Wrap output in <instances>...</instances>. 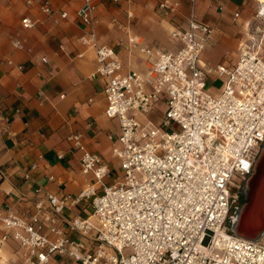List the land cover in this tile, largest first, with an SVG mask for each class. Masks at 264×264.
<instances>
[{
    "label": "built area",
    "instance_id": "1",
    "mask_svg": "<svg viewBox=\"0 0 264 264\" xmlns=\"http://www.w3.org/2000/svg\"><path fill=\"white\" fill-rule=\"evenodd\" d=\"M98 1L82 0L75 14L85 27L79 40L94 50V75L103 81L104 114L118 122L116 138H109L120 175L105 185L106 162L79 133L70 134L80 170L91 180L76 195L47 193L29 216L0 208V247L13 240L19 264H51L63 255L79 264H264V231L251 240L231 230L264 145V0H255L242 24L235 62L212 67L201 55L213 28L196 19L195 0H188L184 26L170 32L175 49L152 51L128 38V48L154 53L146 73L123 69L121 43L98 42ZM36 4L51 13L48 0ZM179 7L178 0L158 3L164 16ZM33 24L21 19L23 28ZM13 45L21 48L19 41ZM210 73L225 77L216 93L207 85ZM160 100L166 104L160 122L147 120ZM79 203L86 217H63Z\"/></svg>",
    "mask_w": 264,
    "mask_h": 264
},
{
    "label": "crops",
    "instance_id": "2",
    "mask_svg": "<svg viewBox=\"0 0 264 264\" xmlns=\"http://www.w3.org/2000/svg\"><path fill=\"white\" fill-rule=\"evenodd\" d=\"M33 1L29 5L27 0H0V208L21 216L32 214L33 202L47 193L76 195L91 180L80 170V154L68 140L72 133H79L86 148L108 165L105 185L115 181L118 176L111 174L119 170L112 155L115 142L109 138H116L118 122L104 114L103 81L94 75V50L79 40L85 27L75 11L82 0H48L50 14L38 9L39 0ZM160 1H98L96 38L99 43H121L116 53L125 71L146 73L155 58L154 53L148 56L128 48L129 37L152 51L175 49L170 32L184 26L188 0H178L180 7L170 16L159 10ZM254 8L255 0H195L196 19L213 28L202 63L215 66L225 55H232L228 65L235 62L242 24ZM63 11L66 18L60 17ZM23 17H29L33 26L23 28ZM214 77L210 73L207 81ZM208 87L214 93L221 89ZM160 102L145 115L147 120L152 121L148 115L158 110ZM85 207L79 203L63 217H86ZM16 251L13 240L3 244L0 264H19ZM51 264L76 262L63 255L54 256Z\"/></svg>",
    "mask_w": 264,
    "mask_h": 264
},
{
    "label": "water",
    "instance_id": "3",
    "mask_svg": "<svg viewBox=\"0 0 264 264\" xmlns=\"http://www.w3.org/2000/svg\"><path fill=\"white\" fill-rule=\"evenodd\" d=\"M242 193V205L231 223V230L254 240L264 231V145L244 182Z\"/></svg>",
    "mask_w": 264,
    "mask_h": 264
},
{
    "label": "rangeland",
    "instance_id": "4",
    "mask_svg": "<svg viewBox=\"0 0 264 264\" xmlns=\"http://www.w3.org/2000/svg\"><path fill=\"white\" fill-rule=\"evenodd\" d=\"M202 58V57H201ZM230 58H232V55L230 56V55H225V58H223L222 60H221V64H223V65H228V62H229V59ZM224 79H225V77H214V78H210V80L209 81H207V84L209 85V86H211L212 87V89H219V88H221V86H222V84L224 83ZM217 89V90H218ZM212 92V91H211ZM212 93H214V92H212ZM166 105H165V103L164 102H160V103H158L157 104V107H158V110L157 111H152L151 113H149V117H150V119L153 121V122H156V121H158L160 118H161V116H162V109L165 107ZM118 175H120V170H117V171H115V172H113L112 174H111V176H118ZM232 189H234V186H232L231 187ZM85 241V239H81V242H84ZM73 259V258H72ZM76 262V261H75ZM76 264H79V263H77L76 262Z\"/></svg>",
    "mask_w": 264,
    "mask_h": 264
},
{
    "label": "trees",
    "instance_id": "5",
    "mask_svg": "<svg viewBox=\"0 0 264 264\" xmlns=\"http://www.w3.org/2000/svg\"><path fill=\"white\" fill-rule=\"evenodd\" d=\"M228 224L230 225V223L228 222Z\"/></svg>",
    "mask_w": 264,
    "mask_h": 264
},
{
    "label": "bare ground",
    "instance_id": "6",
    "mask_svg": "<svg viewBox=\"0 0 264 264\" xmlns=\"http://www.w3.org/2000/svg\"><path fill=\"white\" fill-rule=\"evenodd\" d=\"M93 218V217H92Z\"/></svg>",
    "mask_w": 264,
    "mask_h": 264
}]
</instances>
